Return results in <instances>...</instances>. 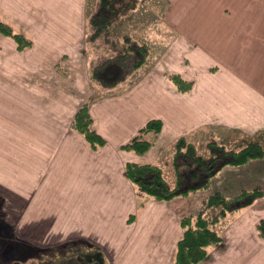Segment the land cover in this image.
I'll use <instances>...</instances> for the list:
<instances>
[{
    "label": "crops",
    "instance_id": "crops-1",
    "mask_svg": "<svg viewBox=\"0 0 264 264\" xmlns=\"http://www.w3.org/2000/svg\"><path fill=\"white\" fill-rule=\"evenodd\" d=\"M162 2L161 28L174 35L140 80L90 102L92 127L106 139L93 149L71 126L87 99L84 0H11V24L32 43L18 50L0 35V193L9 224L31 245L80 240L105 264H172L196 194L138 208L124 163L158 161L164 143L205 127H264V0ZM167 71L192 78L191 90L179 92ZM150 118L163 127L149 134V150L122 149ZM240 213L199 264H264L255 228L264 210Z\"/></svg>",
    "mask_w": 264,
    "mask_h": 264
},
{
    "label": "trees",
    "instance_id": "trees-1",
    "mask_svg": "<svg viewBox=\"0 0 264 264\" xmlns=\"http://www.w3.org/2000/svg\"><path fill=\"white\" fill-rule=\"evenodd\" d=\"M139 0H97L96 9L88 15L89 30L87 41H94L102 37L104 42L117 46L115 53L101 59L92 65L89 79L104 89L113 88L123 82L132 72L147 63L150 46L132 37L129 33H122L119 42L111 37V30L115 21L125 13L135 9ZM0 33L10 37L18 50L31 46L32 40L24 31L16 29L12 24L0 19ZM169 79L181 92L191 89V80L185 79L177 73L169 75ZM92 119L87 103H83L76 110L71 126L84 136L93 149L103 145L106 139L96 132L92 126ZM159 118L148 119L138 132L128 141L121 144V148L136 154L146 153L151 140L147 138L149 132H159L162 127ZM172 164L175 171L171 183L165 174L164 167L156 162L126 161L124 171L133 185L137 207L140 208L148 198L169 200L176 196H185L190 192L208 188L215 174L225 166H241L252 159L262 158L264 149L260 142L247 140L235 148H228L216 141L206 144V151L199 152L197 146L188 141L185 136L176 139L173 145ZM263 195L259 187L243 189L231 196L221 191H215L206 200V210L196 215H186L180 218L183 233L178 239L172 264H198L208 255L211 246L219 245L222 241L220 224L223 218L235 209L249 205ZM132 215L129 217V219ZM260 237L264 238V217L256 224ZM23 256V255H22ZM21 256V257H22ZM102 252L90 250L87 253L77 252L58 261L48 257L38 264H105ZM35 263V264H37ZM3 264H34L27 259L16 258Z\"/></svg>",
    "mask_w": 264,
    "mask_h": 264
},
{
    "label": "rangeland",
    "instance_id": "rangeland-1",
    "mask_svg": "<svg viewBox=\"0 0 264 264\" xmlns=\"http://www.w3.org/2000/svg\"><path fill=\"white\" fill-rule=\"evenodd\" d=\"M162 1L163 0H139L137 8L134 12L129 13L127 16L123 15L115 21L111 30V37L113 39L119 42L122 33H129L132 37L138 39L139 41H144L150 46V55L147 63L132 72L123 82L119 83L113 88L104 89L97 83L89 79V71L92 65L96 64L104 57L115 53L118 47L105 43L102 37L97 38L94 41L86 40V34L89 30L87 24L88 15L96 9L97 0H84V21L81 28L82 32L80 38L79 61L81 66L80 68L85 74V79L87 80L84 82L85 85L84 89L82 90L85 93V96H87V99H85V101H83L80 106L83 103H87L89 108L90 102L92 100L98 99L104 94L109 93V90L111 89L119 88V86L125 87L129 82H137V80H140L141 77L147 74V71H150L152 65H154L155 63L154 59L158 57L159 54H163V45L169 42V39L174 35L173 31L169 33L170 29L161 28L164 26L160 21L162 17L160 15V10L162 9L163 3ZM0 19L11 25V0H0ZM0 35L4 36L1 33ZM5 37L7 38V40L11 41L10 37ZM159 57L161 56L159 55ZM63 60H65V62L66 60L67 62L69 61L66 56L63 58ZM211 71L212 73L217 72L215 70V67L211 68ZM172 73H177L183 78L191 80L193 87L194 81L192 80V78L186 77L179 72H165V78L175 88L176 86L169 79V75ZM159 132L156 133L158 134ZM151 133L155 132L147 133L146 136L148 139H150L149 134ZM180 136H185L188 141L193 142L197 146L199 152L203 153L206 151V144L209 141H216L228 148H236L238 144L244 143L247 140H254L260 142L264 149V127L257 130L251 129L248 131H243L240 129H236V127L211 126L208 128L205 127L201 130L193 131L187 135H179L174 139H171L168 145L165 143L163 144L162 149L158 151V161H155L156 163H159L164 167L166 177L171 183L173 182L175 176V171L172 164L173 145L176 139ZM253 187H259L263 192V195L257 198L251 204L244 205L238 209L233 210L225 216V219L223 218L222 223L219 227L220 234L223 237V230L227 228V225L230 223V221L233 218L237 217L238 214H241L240 212H242V210H245V208L264 210V156L262 158L252 159L248 163L241 166H225L221 168L213 177L208 188L198 189L190 192L188 195H185L189 197L193 194H196L195 201L199 203V208L193 213L182 214L180 218L186 215H196L201 211H204L205 215L211 214L212 212L210 210H206V200L209 195H211L215 191H221L225 195L231 196L235 193H238L240 190L251 189ZM4 200L5 199L0 193V264L11 262V260H15L16 258H21V260L27 259L28 262H32L34 264L37 263V261L42 262L43 260H47L48 257H51L53 260L58 261L61 258H65L74 253H77V251L79 250L80 252L87 253L88 251L93 249L89 246L79 245V243H81L80 240H76L74 242H65L55 246L50 245L39 247L31 245L30 243L24 241L22 237L23 232L15 231L14 228L11 227V224H9L10 217L9 214H7V211L9 210L10 206L6 204ZM263 217L264 216H262L261 218ZM261 218H259L257 222ZM216 246L209 247L208 254Z\"/></svg>",
    "mask_w": 264,
    "mask_h": 264
}]
</instances>
